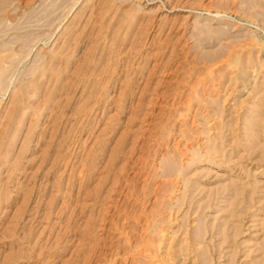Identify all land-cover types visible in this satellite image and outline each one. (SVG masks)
<instances>
[{"label":"rangeland","instance_id":"1","mask_svg":"<svg viewBox=\"0 0 264 264\" xmlns=\"http://www.w3.org/2000/svg\"><path fill=\"white\" fill-rule=\"evenodd\" d=\"M0 264H264V0H0Z\"/></svg>","mask_w":264,"mask_h":264}]
</instances>
